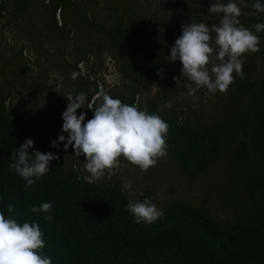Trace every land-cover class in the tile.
<instances>
[{"label": "trees", "instance_id": "obj_1", "mask_svg": "<svg viewBox=\"0 0 264 264\" xmlns=\"http://www.w3.org/2000/svg\"><path fill=\"white\" fill-rule=\"evenodd\" d=\"M167 1L172 6L170 22L156 30L153 8L135 0H104L103 14L81 5V0H0V23L12 15L21 17L29 37L40 43L47 39L60 42L55 65L71 85L73 96L87 94L84 107L77 109V115L85 114L84 122L93 117L88 101L97 90V79L90 74L95 73L96 65L81 72L77 62H90L95 54L107 50L125 81L104 93L158 114L169 125L167 156L160 159L172 163L189 180L205 173L216 160L224 165L214 200L196 203L173 197L157 207L163 215L156 222L136 224L126 205L130 199H148L149 187L131 195L122 190L118 176L107 180L85 177L74 160H65L75 156L71 146L67 152L63 142L50 147L59 135L67 137L61 132L67 99L57 98L54 112L45 107L42 119L22 115L7 103L13 81L5 78L0 84V212L18 223H38L44 234V253L52 264H264V32L258 33L260 50L243 57L244 78L234 73L227 92L219 94V114L207 119L193 112L182 114L174 103L158 108L159 101L171 98L188 83L181 76L178 60L174 62L178 74L175 86L164 84L161 72L182 26L199 22L218 25L222 14L211 13L209 8L215 2H228ZM232 2L241 7L240 23L255 33L252 26L264 23V12L256 13L252 7L256 0ZM260 2L264 4V0ZM73 36L82 40V46L77 58L68 59L63 49ZM136 46L144 48L142 59L134 52ZM13 59L22 65L26 58L21 48L13 52ZM73 72L78 73L76 79H72ZM152 79L159 87L141 105L138 92L147 91ZM36 83L41 97L45 78ZM27 139L34 141L29 155L39 150L58 157L31 187L9 170L12 154ZM45 202L53 205L51 221L44 219L49 213L30 210ZM8 204L14 206L11 214Z\"/></svg>", "mask_w": 264, "mask_h": 264}, {"label": "clouds", "instance_id": "obj_2", "mask_svg": "<svg viewBox=\"0 0 264 264\" xmlns=\"http://www.w3.org/2000/svg\"><path fill=\"white\" fill-rule=\"evenodd\" d=\"M252 7L256 13L264 12V4L260 0H256ZM209 11L222 14L219 24L211 27L203 22L183 25L182 34L171 47L168 60L180 61L181 76L188 80L185 87L191 91L203 87L213 94L226 93L234 81V73L244 78L245 54L260 50L258 33L264 32V23L252 26L255 33L244 27L239 20L241 7L232 0L226 4L212 3ZM212 33H215L214 37ZM77 76L78 73H72V79ZM65 97L68 104L62 113L61 132L67 133V137L59 135L50 147L56 148L63 142V150L67 152L71 146L76 157H84V168L92 178H99L106 170L115 168L121 157L143 172L167 156L165 137L169 125L158 114H149L135 104H125L100 93L98 102L94 100L88 106L94 109L93 117L84 122L85 114L77 115V109L84 107L87 94L73 96L70 92ZM33 144V140H25L18 147V152L12 154L13 162L9 164V170L23 178L27 187L49 172L50 161L58 159L54 153L39 150L29 155L28 150ZM6 207L8 213L14 212L12 204ZM52 207L51 202H45L30 210L49 213L44 219L51 221ZM126 211L136 224H152L163 215L162 210L147 198L142 202L130 199ZM45 246L44 234L38 223H18L17 219L6 218L0 212V264H52L51 258L44 253Z\"/></svg>", "mask_w": 264, "mask_h": 264}, {"label": "rangeland", "instance_id": "obj_3", "mask_svg": "<svg viewBox=\"0 0 264 264\" xmlns=\"http://www.w3.org/2000/svg\"><path fill=\"white\" fill-rule=\"evenodd\" d=\"M135 1L140 6L149 5L153 8L152 25L154 29L160 30L170 22L172 6H169L167 0ZM81 5L91 8L96 14H103L106 11L104 0H98L95 4L93 0H81ZM56 16L60 20V15L56 14ZM23 22V18L12 15L9 21H1L0 23V84L5 78H11L13 84L7 96L9 106L22 115L33 114L37 119H42L45 107L51 112L56 111V99L66 100L65 96L73 92L71 85L65 81L62 71L55 65V60L61 52V48L57 47L60 42L49 39L41 43L38 42L36 38L29 37L25 33ZM81 46L82 40L80 38L71 37L64 45V55L68 59L77 58ZM17 48H21V52L26 58L23 59L21 66L15 64L13 59V52ZM134 52L139 59L143 58V47H134ZM95 55L96 58L92 57L91 63L82 61L80 66L85 72L90 64L96 65L95 73L90 74L99 81L101 93H104L108 88L114 87L115 89L121 82L125 81L121 78L114 59L107 50ZM161 72L164 84L169 86L177 84V66L174 62L168 60L161 67ZM44 78L46 86L43 95L40 97L36 81ZM158 87L159 82L152 79L147 91L138 92V101L141 105L145 104L147 97ZM193 88H195L194 85ZM5 90L4 87L3 91ZM219 94L220 92L210 93L203 87L195 91L185 87L177 90L171 98L159 101L158 108L167 107L174 103L182 114L193 112L207 119L219 114L220 102L222 101ZM35 108L41 111L34 112ZM46 121L48 120L46 119ZM65 160L67 162L74 160L85 177L94 179L85 174L84 158L66 156ZM223 167L222 160H216L205 173L189 180L178 173L172 163H166L162 159L158 160L155 167H150L147 171L142 172L138 167L129 165L121 157L115 168L106 170L101 177L94 180H107L112 176H118L122 181V190L126 194H131L134 190L147 186L150 190L148 199L156 207H160L165 201L173 197L190 198L196 203H200L206 198V202H211L215 199L216 189L223 178ZM166 168L171 172L166 173Z\"/></svg>", "mask_w": 264, "mask_h": 264}, {"label": "built area", "instance_id": "obj_4", "mask_svg": "<svg viewBox=\"0 0 264 264\" xmlns=\"http://www.w3.org/2000/svg\"><path fill=\"white\" fill-rule=\"evenodd\" d=\"M56 14H57V11H56ZM82 63V60H79L77 62V66L79 67V69L81 70V72H84L80 66V64ZM99 81L97 80V90L93 93V95L91 96V98L89 99L88 101V106L89 104L95 99L98 97V95L101 93L102 89L100 88V85H99ZM137 98V97H136ZM91 112H92V109H89Z\"/></svg>", "mask_w": 264, "mask_h": 264}]
</instances>
